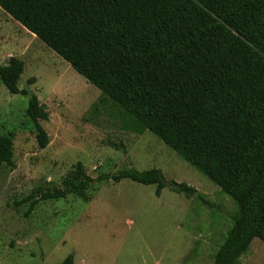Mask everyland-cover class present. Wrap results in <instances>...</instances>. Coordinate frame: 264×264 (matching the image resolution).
<instances>
[{
    "label": "trees",
    "instance_id": "16d2710c",
    "mask_svg": "<svg viewBox=\"0 0 264 264\" xmlns=\"http://www.w3.org/2000/svg\"><path fill=\"white\" fill-rule=\"evenodd\" d=\"M0 9L95 87L100 103L116 107L124 130L149 132L233 202L212 264H239L254 239L264 244V0H0ZM23 70L10 58L0 82L28 98L25 114L43 149L40 121L49 115L18 88ZM12 158L11 139L0 135V164L12 167ZM125 179L155 186L157 198L165 187L196 193L157 169L95 181ZM93 182L78 163L62 189L32 193L27 213L67 196L86 201Z\"/></svg>",
    "mask_w": 264,
    "mask_h": 264
},
{
    "label": "rangeland",
    "instance_id": "374dc122",
    "mask_svg": "<svg viewBox=\"0 0 264 264\" xmlns=\"http://www.w3.org/2000/svg\"><path fill=\"white\" fill-rule=\"evenodd\" d=\"M10 58L24 65L18 88L49 115L40 121L48 145L37 144L28 98L0 82V135L13 145V166L0 164V264H59L69 255L74 264H212L233 202L149 132L124 130L116 107L100 103L95 87L0 9V65ZM78 163L94 181L86 201L67 196L27 213L32 193L62 189ZM129 169L160 170L166 183L196 193L165 187L157 198L155 186L95 181ZM238 262L264 264V244L254 239Z\"/></svg>",
    "mask_w": 264,
    "mask_h": 264
}]
</instances>
